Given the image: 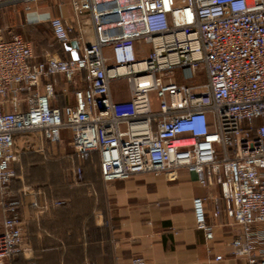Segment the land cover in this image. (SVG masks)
Returning <instances> with one entry per match:
<instances>
[{
    "label": "built area",
    "instance_id": "2783aa9c",
    "mask_svg": "<svg viewBox=\"0 0 264 264\" xmlns=\"http://www.w3.org/2000/svg\"><path fill=\"white\" fill-rule=\"evenodd\" d=\"M15 1L31 11L35 0ZM71 7L70 23L50 24L60 43L78 34L76 58L49 53L39 62L32 43L0 33V264L25 246L22 203L8 192L15 135L39 132L56 145L64 131L77 154H100L105 182L186 171L203 188L219 187L226 216L240 228L233 255L264 264V0H71ZM119 80L127 81V100H115ZM74 174L84 182L82 166ZM206 201L195 200V214L212 240Z\"/></svg>",
    "mask_w": 264,
    "mask_h": 264
},
{
    "label": "crops",
    "instance_id": "0c3cea01",
    "mask_svg": "<svg viewBox=\"0 0 264 264\" xmlns=\"http://www.w3.org/2000/svg\"><path fill=\"white\" fill-rule=\"evenodd\" d=\"M31 6L27 11L22 2L0 0V33L6 40L51 27L55 17L66 23L72 20L71 0H35ZM85 29L93 42L91 27ZM77 37L74 32L64 43L72 58L79 54L73 45ZM69 89L68 104L74 102L75 87ZM62 138L53 145L39 132L15 135L14 148L21 158L16 168L25 177L12 189L22 200L18 218L25 246L23 254L6 264H131L135 257L146 264H247L233 255L240 228L226 216L219 187L203 188L186 171L176 178L141 174L105 182L97 169L84 168L86 157L73 149L71 132L64 131ZM78 166L85 171L81 184L75 182ZM86 185L93 198L85 195ZM199 198H207L205 215L212 240L197 226L194 202ZM55 201L65 204L55 206ZM2 220L0 197V231Z\"/></svg>",
    "mask_w": 264,
    "mask_h": 264
},
{
    "label": "trees",
    "instance_id": "16d2710c",
    "mask_svg": "<svg viewBox=\"0 0 264 264\" xmlns=\"http://www.w3.org/2000/svg\"><path fill=\"white\" fill-rule=\"evenodd\" d=\"M29 31H31V30H29ZM32 31H33V29H32ZM33 32H36L39 35V37H40L39 41L40 42L37 43V42L29 40L28 38H25V40L27 42H32L34 44L37 61L42 62L45 59L46 54H48V53H59L61 55L62 59H64V60L73 59L70 55L66 54V53H68V51H67L66 47L64 46V44L60 43L59 41H57L55 39V36H54L53 32L51 31L50 25H49V27L43 26L41 28H37ZM24 34H25V32H24ZM71 87H74V86L72 85ZM66 103H67V98L63 95H60L58 97V104L60 106H63ZM82 156H85L86 161H87L86 164L84 165V168L86 167V168H88L87 170H91V171L97 169L101 175V178L103 179L102 173H101V157H100V154L98 152H89V153L83 154ZM20 164H21V158L19 156V160L13 165V167H14L13 169L15 170L16 176L12 180V182L8 188V192L10 193L12 199L20 200L22 203L21 196L18 193L14 192L12 189L14 182H22L24 180V177H25L23 175H20V171H18V168H16V167L20 166ZM72 168L73 167H71V169H70L71 172L73 170ZM68 184L71 187L74 186L72 179H70V178L68 179ZM82 187H84L85 195L88 198H93V196H92L93 194L91 192L92 191L91 187L89 185L88 186L87 185L82 186ZM80 189H81V186H80ZM17 257L18 256H15L13 258V260L15 261L17 259ZM37 262H39V261L37 260Z\"/></svg>",
    "mask_w": 264,
    "mask_h": 264
},
{
    "label": "rangeland",
    "instance_id": "374dc122",
    "mask_svg": "<svg viewBox=\"0 0 264 264\" xmlns=\"http://www.w3.org/2000/svg\"><path fill=\"white\" fill-rule=\"evenodd\" d=\"M21 36L24 39L28 38L31 41H34V42H37V43L40 42L39 41L40 40L39 35L36 32H33L32 30L29 31V32L27 31L24 35L22 34ZM146 48L149 49V46H146ZM50 54H53V53H50ZM108 64H110V63H108ZM174 73H175V71L173 72V74ZM173 74L168 73V75H171V76H173ZM178 77H179V79L181 81L180 73H179ZM112 88H113V92L115 94V100L119 101V100H124L126 98H130V89H129V86H128L126 80H119V81L113 83ZM149 99H150L153 111L154 112H159L161 100L158 97L157 93L156 92L150 93L149 94ZM84 173H85V171H84ZM240 259H243V258H240Z\"/></svg>",
    "mask_w": 264,
    "mask_h": 264
},
{
    "label": "water",
    "instance_id": "95a60500",
    "mask_svg": "<svg viewBox=\"0 0 264 264\" xmlns=\"http://www.w3.org/2000/svg\"><path fill=\"white\" fill-rule=\"evenodd\" d=\"M73 45L76 46V48H78V44L77 43H74Z\"/></svg>",
    "mask_w": 264,
    "mask_h": 264
}]
</instances>
